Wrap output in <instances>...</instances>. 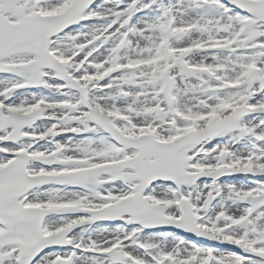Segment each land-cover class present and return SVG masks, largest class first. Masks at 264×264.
Instances as JSON below:
<instances>
[{
  "label": "snow or ice",
  "instance_id": "6c2138e0",
  "mask_svg": "<svg viewBox=\"0 0 264 264\" xmlns=\"http://www.w3.org/2000/svg\"><path fill=\"white\" fill-rule=\"evenodd\" d=\"M0 264H264V0H0Z\"/></svg>",
  "mask_w": 264,
  "mask_h": 264
}]
</instances>
